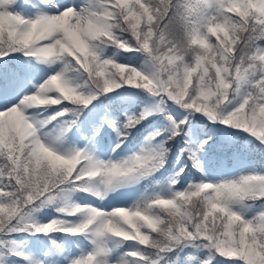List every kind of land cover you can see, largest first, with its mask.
I'll use <instances>...</instances> for the list:
<instances>
[{"label": "snow or ice", "instance_id": "1", "mask_svg": "<svg viewBox=\"0 0 264 264\" xmlns=\"http://www.w3.org/2000/svg\"><path fill=\"white\" fill-rule=\"evenodd\" d=\"M0 264H264V0H0Z\"/></svg>", "mask_w": 264, "mask_h": 264}]
</instances>
